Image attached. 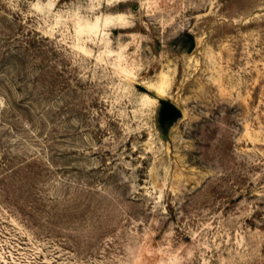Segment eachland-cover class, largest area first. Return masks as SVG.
I'll return each mask as SVG.
<instances>
[{
	"label": "rangeland",
	"instance_id": "1",
	"mask_svg": "<svg viewBox=\"0 0 264 264\" xmlns=\"http://www.w3.org/2000/svg\"><path fill=\"white\" fill-rule=\"evenodd\" d=\"M0 264H264V0H0Z\"/></svg>",
	"mask_w": 264,
	"mask_h": 264
},
{
	"label": "water",
	"instance_id": "2",
	"mask_svg": "<svg viewBox=\"0 0 264 264\" xmlns=\"http://www.w3.org/2000/svg\"><path fill=\"white\" fill-rule=\"evenodd\" d=\"M162 106H163V111L166 115L169 116H180L181 115V110L172 102L166 101V100H161Z\"/></svg>",
	"mask_w": 264,
	"mask_h": 264
}]
</instances>
